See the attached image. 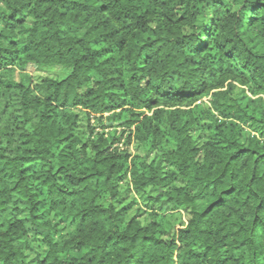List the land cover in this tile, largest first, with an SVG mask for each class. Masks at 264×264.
<instances>
[{"label": "trees", "instance_id": "1", "mask_svg": "<svg viewBox=\"0 0 264 264\" xmlns=\"http://www.w3.org/2000/svg\"><path fill=\"white\" fill-rule=\"evenodd\" d=\"M0 264H264V0H4Z\"/></svg>", "mask_w": 264, "mask_h": 264}, {"label": "rangeland", "instance_id": "2", "mask_svg": "<svg viewBox=\"0 0 264 264\" xmlns=\"http://www.w3.org/2000/svg\"><path fill=\"white\" fill-rule=\"evenodd\" d=\"M4 8V0H0V11H2ZM26 70L31 74L32 78L35 81L41 80L44 77H53V78H62L64 76H66L69 71H70V67L68 66H63V65H57V64H53V65H47V66H35V65H28L26 67ZM202 102L206 103L208 102L207 98H204L201 100ZM106 117V115L104 116ZM105 120V119H104ZM106 121V120H105ZM205 121V127L207 128L209 121L206 119ZM91 122H95V119H92ZM107 123V121L105 122ZM118 123V122H116ZM121 127H115V128H109L106 129L107 132H113V131H117L118 133L121 131ZM133 129V127H132ZM78 134L84 138L86 136V132H85V122L82 123L81 127L77 130ZM205 133H209V131H205ZM192 136L195 137L196 141L199 143L201 140L204 139L203 136L204 133L201 132V129L196 128L193 129L191 132ZM127 135V132L124 134L123 138L116 143V145L120 148H128V151L130 153V155H135L136 152H138L137 150V145L134 143V141L132 140L130 144L128 145H124L123 143L125 142V137ZM245 135V134H243ZM150 190V189H149ZM148 190V191H149ZM150 192H153V190ZM147 199L145 197V195H138V207L147 210ZM136 208V206L134 207V209ZM132 209L130 210V214L135 213V210ZM160 214L163 215V217L165 218V220L172 226V228L174 229H178L181 227H184L186 225V222L189 218V213L188 211H186L184 208H176V209H172L170 211H166V212H160ZM147 213H145V215L142 216L146 217ZM52 220L54 223L57 224V228L54 232V238L55 239H60L63 236H65L68 232L73 230V222L72 219L69 217H62L60 215H53L52 216ZM169 235V234H168ZM167 235V236H168ZM40 242L35 243V248L33 252H26L27 253V257L29 258V260L31 262L34 261V255L35 253H42L43 252V248L39 245Z\"/></svg>", "mask_w": 264, "mask_h": 264}]
</instances>
